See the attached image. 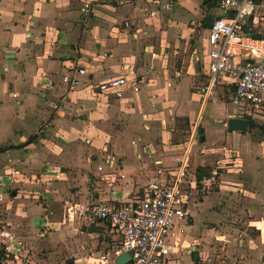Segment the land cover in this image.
Wrapping results in <instances>:
<instances>
[{
	"label": "crops",
	"instance_id": "obj_1",
	"mask_svg": "<svg viewBox=\"0 0 264 264\" xmlns=\"http://www.w3.org/2000/svg\"><path fill=\"white\" fill-rule=\"evenodd\" d=\"M216 4L0 0L1 227L13 226L26 241L48 212L46 225L55 218V225L89 240L80 262L97 264L112 247L104 226L69 217L66 207L127 202L149 182L171 178L188 153L187 184L194 187L198 167L218 175L188 221L178 223L174 241L183 258L195 261L212 249L207 235L226 245L220 228H200L202 215L209 221L232 215L244 226L236 247H248L235 264H264V127L227 130L235 109L223 101L226 85L209 101L197 93L207 81L203 24L208 18L211 24ZM74 67L84 75L68 92L62 76ZM120 77L138 91L127 89L120 99L97 91Z\"/></svg>",
	"mask_w": 264,
	"mask_h": 264
},
{
	"label": "built area",
	"instance_id": "obj_2",
	"mask_svg": "<svg viewBox=\"0 0 264 264\" xmlns=\"http://www.w3.org/2000/svg\"><path fill=\"white\" fill-rule=\"evenodd\" d=\"M216 9L219 15L214 16L206 34L207 81L197 93L209 101L217 86L224 84L228 91L223 101L235 109L234 117L257 120L264 115V0H218ZM80 75L84 71L74 67L62 76L68 92L80 86ZM96 89L115 99L122 98L127 89L138 91L125 77L102 82ZM52 109L58 106L52 105ZM104 163L108 164V159ZM189 166L185 153L175 175L149 182L141 194L127 202L91 200L85 207H66L69 217L77 215L104 226L112 247L100 256L99 263L114 264L117 257L128 254L127 264H205L184 259L174 236L178 223H186L198 206L195 193L199 184L210 191L218 174L213 171L199 183L194 177L193 187L186 183ZM101 170L98 166L97 171Z\"/></svg>",
	"mask_w": 264,
	"mask_h": 264
},
{
	"label": "rangeland",
	"instance_id": "obj_3",
	"mask_svg": "<svg viewBox=\"0 0 264 264\" xmlns=\"http://www.w3.org/2000/svg\"><path fill=\"white\" fill-rule=\"evenodd\" d=\"M194 1L195 3H198V1L202 0ZM214 15H219V11L217 9L214 10ZM200 36L205 38V35L203 34H200ZM205 44L207 49L208 46L206 40ZM252 122L254 124H262L263 126L258 125V128L262 129L264 127V115H261L257 120ZM113 156L115 157L116 155L113 154ZM97 160L98 159L95 157H91L90 159L91 162H97ZM200 189L201 192L198 194L197 200L201 197V195L208 192V189ZM43 214H45L44 216H41V219L44 220L43 223L41 222L37 227L36 222V227L34 228V232H32L33 234L29 235L32 236V239L28 238L26 241H22L19 236H16L13 226H7L6 223L2 225L3 229L1 230L3 232L5 231L7 234L3 235L4 233L0 232V249L4 248L6 259L0 264H13L15 261H19L20 264H96L95 262L90 263L88 260L82 263L80 262L81 256H84L85 254L84 250H88L83 249L86 247L88 248V245L90 244L88 239H77V237H75L76 233H70L69 229L64 228V226L55 225V218L51 217V224L46 225V222L50 219V217L48 216V212H44ZM200 220V228L202 230L207 227L212 230L220 228L221 234L219 235L226 236L227 241H220L226 242V245L225 243L219 245V243L212 241V239L214 240V236L208 237L207 235L208 238L205 237V239L208 244H210L208 246H211L212 249L200 251L202 252V255L200 257H196V263L235 264V259L240 256L239 251H245V249L248 250V247H242L241 249L236 247L235 239L237 236L240 237V230L244 228L237 216L229 215L223 219H218V221H209L210 219L206 218L205 215H202ZM226 227L229 229L228 232L225 231ZM245 231L248 232L247 229ZM23 234L24 233H22V235ZM216 234L218 233L216 232ZM78 243L80 244V248L83 250L81 253H76ZM196 249L203 250L201 246L196 247ZM195 254L198 253L195 252ZM249 254L250 253L246 252L245 256L249 257Z\"/></svg>",
	"mask_w": 264,
	"mask_h": 264
},
{
	"label": "water",
	"instance_id": "obj_4",
	"mask_svg": "<svg viewBox=\"0 0 264 264\" xmlns=\"http://www.w3.org/2000/svg\"><path fill=\"white\" fill-rule=\"evenodd\" d=\"M218 19V18H217ZM226 128L231 132H246L249 128V122L241 118H229L226 123ZM130 260L128 254H123L114 260V264H127Z\"/></svg>",
	"mask_w": 264,
	"mask_h": 264
},
{
	"label": "trees",
	"instance_id": "obj_5",
	"mask_svg": "<svg viewBox=\"0 0 264 264\" xmlns=\"http://www.w3.org/2000/svg\"><path fill=\"white\" fill-rule=\"evenodd\" d=\"M210 23V19L208 18V20L205 21V23L203 24V26H205V28L209 27V24ZM248 122H249V128L248 129H251L254 126L253 122L254 120L252 119H247ZM212 173V170L211 168H208V167H198L194 173V177H195V180L196 182H201L203 179H207L210 177ZM198 188H201L200 184L198 186ZM5 251H4V248L0 249V263L3 262L6 258H5ZM197 262V260H196Z\"/></svg>",
	"mask_w": 264,
	"mask_h": 264
}]
</instances>
